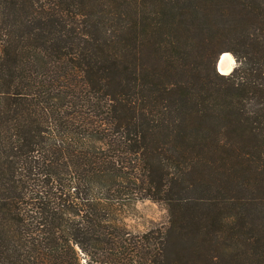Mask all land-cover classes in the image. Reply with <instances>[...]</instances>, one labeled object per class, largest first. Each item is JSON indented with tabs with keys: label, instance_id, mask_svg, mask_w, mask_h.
<instances>
[{
	"label": "trees",
	"instance_id": "obj_1",
	"mask_svg": "<svg viewBox=\"0 0 264 264\" xmlns=\"http://www.w3.org/2000/svg\"><path fill=\"white\" fill-rule=\"evenodd\" d=\"M0 264H264V0H0Z\"/></svg>",
	"mask_w": 264,
	"mask_h": 264
},
{
	"label": "rangeland",
	"instance_id": "obj_2",
	"mask_svg": "<svg viewBox=\"0 0 264 264\" xmlns=\"http://www.w3.org/2000/svg\"><path fill=\"white\" fill-rule=\"evenodd\" d=\"M211 23L221 24L224 26V20L222 19L215 20ZM224 46V39H217L215 37L209 39L207 45L200 46V63L205 70L211 71L213 67L215 68L216 60L220 56L221 51L224 50ZM235 65L236 62L234 59L233 68ZM216 71L218 72L217 68ZM231 160L232 162L230 164L232 166L234 165V160ZM113 218L116 222L126 227L128 231L136 233L143 232L153 225H163L167 222L168 217L167 212L162 205L150 200H138L128 202L127 204L115 209L113 212Z\"/></svg>",
	"mask_w": 264,
	"mask_h": 264
},
{
	"label": "bare ground",
	"instance_id": "obj_3",
	"mask_svg": "<svg viewBox=\"0 0 264 264\" xmlns=\"http://www.w3.org/2000/svg\"><path fill=\"white\" fill-rule=\"evenodd\" d=\"M234 58L229 53L220 55V63L218 64V72L221 74H229L232 71Z\"/></svg>",
	"mask_w": 264,
	"mask_h": 264
},
{
	"label": "water",
	"instance_id": "obj_4",
	"mask_svg": "<svg viewBox=\"0 0 264 264\" xmlns=\"http://www.w3.org/2000/svg\"><path fill=\"white\" fill-rule=\"evenodd\" d=\"M220 63V56L218 57V59H217V61H216V68H217V70H218V64Z\"/></svg>",
	"mask_w": 264,
	"mask_h": 264
}]
</instances>
